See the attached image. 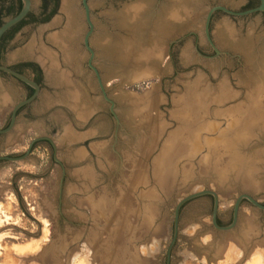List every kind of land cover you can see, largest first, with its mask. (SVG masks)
Here are the masks:
<instances>
[{"label": "rangeland", "instance_id": "374dc122", "mask_svg": "<svg viewBox=\"0 0 264 264\" xmlns=\"http://www.w3.org/2000/svg\"><path fill=\"white\" fill-rule=\"evenodd\" d=\"M66 1L73 15L70 26L61 9L57 10L48 23L23 28L0 57L3 66L34 62L40 67L42 55H49L50 61L40 62L52 69L53 79L64 74L73 87L63 92L45 80L36 101L19 114L12 131L0 135L1 157H20L33 139L48 137L58 161L54 162L52 148L39 142L23 162H0V264H56L55 260L60 264H165L174 208L182 198L204 190L214 192L219 200V226L230 224L240 194L264 205V126L254 127L244 144L235 145L234 157L226 148L229 139L241 131L240 123L231 127L234 119L228 111L248 104L252 107L257 97V113L264 116L261 15L232 18L215 14L210 35L221 54L205 60L193 50L197 43L202 55H214L202 41L203 15L185 8L192 24L176 38L187 37L170 52L165 44H156V66L141 69L153 78L130 86L123 79L125 74H115L119 68L106 64L108 60L96 47L113 37L123 38L119 28L114 30V18L119 25L126 7L140 6L141 0H89L95 28L90 39L96 58L93 66L120 122L115 141L116 124L109 105L87 84L88 80L96 87L81 41L87 31L81 0ZM202 1L206 8L219 5L235 12L249 3ZM31 2L32 12L37 13L40 0ZM66 29H70L69 36ZM71 32L76 33L73 38ZM54 36L60 38V45L52 42ZM233 42L246 47H231ZM251 64L255 71L242 72V67ZM189 85L199 88L198 95L210 91L206 113L199 117L200 123H186L188 128L193 125L190 129L183 125L190 116L186 119L182 109L188 88H194ZM256 89L257 96L252 93ZM221 90L228 92L229 99L219 103L216 98ZM74 93L79 96L76 112H84L82 117L65 101ZM25 96L18 82L0 75V130L6 128L13 106ZM203 141L210 142L209 147L197 148ZM75 174L80 179L73 180ZM107 205L119 210L117 216L112 212L111 222ZM211 212L210 197L182 207L171 264H248L258 256L264 258V212L242 202L236 227L229 232L213 229Z\"/></svg>", "mask_w": 264, "mask_h": 264}, {"label": "water", "instance_id": "95a60500", "mask_svg": "<svg viewBox=\"0 0 264 264\" xmlns=\"http://www.w3.org/2000/svg\"><path fill=\"white\" fill-rule=\"evenodd\" d=\"M88 1L89 0H81V7L83 10L84 22L88 27V30L82 34L81 41H82V46L85 52L88 54V58L86 60V66L88 70L92 72L95 78L96 87L94 88V85H92V83L88 80H87V84L93 88V91L97 90L96 93L99 94L102 100L106 104L109 105L108 112L112 116L116 124V129L114 132V138L116 141L117 132L120 127V122H119L118 116L115 114V111H114L115 104L112 100L108 98L107 89L104 86V83L98 73V70L93 66V62L96 61V58H95L94 50L90 47V39L92 38L95 28L90 19V8L88 6ZM20 2H21V9L18 12V14L4 21V23L0 26V40L4 36L5 33H7L10 29H12L14 26L19 24L20 22H22L32 12L31 0H20ZM140 3H142V5L140 6L138 5L137 7L129 6V7H126V9L124 10V13H125V11L129 8L131 10H133L134 8H139L138 10L135 11V13L132 14L134 17V21L132 23H127L124 21V19H122V16L124 18L125 14L119 17L120 19L119 25L116 24V20L114 18V26H113L114 30L116 28H119L124 34L123 38L113 37L107 44L100 43L96 47V52L103 54V56L105 55V58L108 60L106 64L114 68L116 67L119 68V71L114 72L115 74L117 75H120V74L122 75V73L125 74L123 79L128 80V84L130 86L138 82H141L142 80L148 79L150 77L153 78V75L151 73H149L148 71H142L141 69L144 66H150V65L155 67L156 62L159 59L155 57L154 59L150 60V64H149L148 62L149 58L147 57L143 58L141 56L143 49L150 50V46L152 47V42L155 41L157 42L158 46L161 44H165L166 51L170 52L173 45L178 44L179 42L183 41L187 37V36H182V37L176 38V36H178L177 33H182L186 29V27L192 24V22H189L188 20L189 14L188 13L185 14L186 12L184 11V8H186L187 10L190 9L192 11L195 10L203 15L202 41L206 42V44L210 47L214 55L212 57L202 55L198 50L197 43L194 45L193 50L198 57L203 58L205 60H211L215 57H219L221 54L216 48V46L213 44L211 35H210V24L212 21V17L215 13L220 12L230 17H252L254 15L264 14V0H258L257 7L251 10L245 11V12H235L230 9H227L226 7L219 6V5L206 8L205 3L202 0H156L154 1V3H151V5H150V0H141ZM150 7H152L151 17H149ZM60 9H61V6H60ZM203 9L206 11L203 12L204 11ZM173 11H176V13L178 11L181 17L183 16L185 20L182 22H179L176 19H173L172 16L169 17L168 15L171 14ZM166 16L168 17L166 18ZM183 22L184 24H177V23H183ZM180 25H183V26H180ZM75 34L76 33L71 32V37L73 38ZM188 35L195 36L194 33H189ZM247 41H248V38H247ZM137 42L140 43L139 46H142V50H140L138 46H135V43ZM233 43L234 44L231 47H236V48L246 47V44H244L243 42L242 43L233 42ZM126 47H129L131 50H130V53L124 54L122 49ZM137 50L139 51V53H137ZM147 50H143V51H147ZM246 55L248 56V54ZM256 56L258 55L256 54ZM239 58L241 57L238 56V60ZM184 61H186V59ZM251 69L255 71V64L253 65L251 64L250 66L246 65L245 67H242V72H244L245 70H251ZM254 71H253V74H255ZM46 72L47 71L44 69L45 79L48 82H50ZM158 72H160V74L162 73V71H158ZM0 73L6 74L12 77L13 79L18 81L22 85L33 90V94L31 97L13 106L12 111H11V119H10L9 126L3 130H0V135H5L12 131L15 125V122H16V114L19 111V109H21L24 106L30 105L37 99L40 93V87L35 82L28 79L26 76L19 74L6 66H0ZM57 79L59 80L57 81ZM62 79H67V76L62 74L60 75V77L58 76V78H55V80L53 79L54 80L53 86L59 88V90H63V92H66L67 90L73 88L70 82L66 83L65 80H64L65 83L63 82V84L60 83L61 85H58V83L61 82ZM246 79H247L246 81L249 82L247 77ZM189 86L191 87L192 85H189ZM255 95H257V93ZM65 98H64L65 101H67V96ZM95 101L97 103L98 99ZM42 141L48 142L50 144L54 152V157H53L54 162L58 163L57 159L55 158L56 147L54 146L53 142L48 137H39V138L33 139L29 143L26 152L20 157H1L0 156V162H8V163L23 162L30 155L33 145L35 143H39ZM77 176L78 175L76 174L73 175L72 179L76 181L74 177H77ZM202 197H210L212 199V212H211V217H210V223L213 229L219 232H229L236 227L237 220H238V212H239V208L242 202H247L253 208L261 212H264V205L258 203L250 195L240 194L236 198L234 205H233L231 223L228 226H219L217 223V211H218V206H219V200H218L217 195L214 192L209 191V190H204L201 192L190 194L182 198L176 204L174 208L173 233H172L171 241L167 248L165 264H171V252H172V249L178 237L179 217H180V211L182 207L186 205L187 203L193 200H196L198 198H202Z\"/></svg>", "mask_w": 264, "mask_h": 264}, {"label": "bare ground", "instance_id": "6f19581e", "mask_svg": "<svg viewBox=\"0 0 264 264\" xmlns=\"http://www.w3.org/2000/svg\"><path fill=\"white\" fill-rule=\"evenodd\" d=\"M139 8H134L133 10H131L130 8L129 9H127L126 11H125V17L123 18V16H122V19H124V21L125 22H127V23H132L133 21H134V17H133V13H135V11L136 10H138ZM62 13H64L65 14V17H67V25L68 26H70V24H71V21L73 22V15H72V12H71V9H70V6H69V4H68V2L66 1V0H64L63 2H62V8H61V10H60ZM184 11L186 12V9L184 8ZM174 13V14H173ZM185 14H187V13H185ZM169 17H171L172 16V18L173 19H176L177 21H179V22H182V21H184L185 19H184V17L182 16L181 17V15L178 13V11H177V13H176V11H173L171 14H169L168 15ZM168 16H166V18L168 17ZM121 24V23H120ZM181 24H184V22L183 23H181ZM69 30L70 29H66L65 31H66V34H67V36H69ZM64 34V33H63ZM52 42L55 44V45H60L61 43H60V38L59 37H57V36H54V37H52ZM63 42V41H62ZM134 44V43H133ZM139 42H137V43H135V46H138L139 48H140V50H142V46H139ZM157 44V42H155V41H153L152 42V47H150V51L149 50H147V49H143V50H147V51H143L142 50V53H141V56L143 57V58H149V64H150V60L151 59H154L156 56H154V54H155V45ZM138 47H136V48H138ZM130 48L129 47H126V48H124V49H122V51H123V53L124 54H126V53H130ZM137 53H139V51L137 50ZM152 54V55H151ZM50 61L51 60V58H50V56L49 55H45V56H43L42 55V58L40 59V61ZM49 70V71H48ZM48 70H47V76H48V79L50 80V81H52V82H54V80H53V75L51 74V71H52V69L51 68H48ZM60 79V78H59ZM59 79H57V81L59 80ZM66 81V79H62L61 80V82H59L58 83V85H61V84H63V82L65 83V81ZM262 82H264V81H262ZM61 83V84H60ZM66 83H67V81H66ZM69 83V82H68ZM192 87H194V86H192ZM189 89V91H188V93L185 95V99L183 100V105H182V109L183 110H185V111H183V113L186 115L185 117H186V119L187 118H189V116H190V119L188 120H185L183 123V125H185V126H187L186 128H188V124H186V123H188L189 121L190 122H192V124L193 123H196V124H198V123H200V116L202 115V113L203 114H205L206 113V110H207V105H208V103H209V96H210V91L209 90H203L199 95L198 94H196L195 92L199 89L198 87H194V88H188ZM258 89H259V87H258ZM258 89H256L255 91H253L252 93L253 94H256L257 93V95H258ZM264 91V89L263 88H261L260 89V92H263ZM72 92V91H71ZM74 92V91H73ZM228 92H224V91H220V93H219V96L216 98V100L219 102V103H222L223 101H226V100H228L229 99V97H227L228 95H226ZM67 94V93H66ZM73 94V93H72ZM74 94H76V93H74ZM70 95V94H69ZM257 95H255V96H257ZM68 96V95H67ZM252 98V97H251ZM256 99H257V97H255ZM254 98V99H255ZM253 99V98H252ZM253 99V101H252V103L253 104H255V105H252V107L248 104V106L247 105H244L243 107L241 106V108L239 109V108H237V110L236 111H233V110H231L232 112H229L228 111V113H226V114H228V116L230 117L231 116V118H233L234 119V123L233 124H231V127L232 128H234V125H236V124H239V128L241 129V131H240V133L239 134H237L236 136H232L231 137V139H229V141H228V143H227V146H226V148H227V154L232 158V156L233 155H235V154H237L236 152L232 155V150L234 149V147H235V145L238 147V146H241L242 144H244L245 143V140H246V138H248V137H246L247 135L246 134H249L250 133V131L251 130H253V128L254 127H260V125L261 126H264V116H263V113H260L259 112V114H257V112H258V109L259 108H257L258 107V105L259 104H256V103H254V100ZM77 100H79V96L76 94V95H70V96H68L67 97V102H69V105H70V109H72V110H74V112H76L77 110H78V106H75V105H77V104H75L76 102H77ZM142 102V104H144V100H142L141 101ZM141 102H138V103H141ZM256 102V101H255ZM259 102V101H258ZM75 105H74V104ZM134 105H135V103H134ZM144 106H145V104H144ZM150 106V104L148 105V107ZM254 112H253V111ZM241 111H242V113L243 114H241ZM262 112V111H261ZM84 113V112H83ZM83 113L80 111L79 112V114L76 112V116L77 117H82V115H83ZM238 113L241 115V116H239L238 115ZM79 115V116H78ZM194 117V118H193ZM185 119V118H184ZM233 122V121H232ZM192 126V127H191ZM189 125V127L190 128H193V125ZM238 126V125H237ZM190 128H188V129H190ZM195 128V127H194ZM229 128H230V126H229ZM188 129L187 130H185V131H187V132H189L188 131ZM194 132H195V129H194ZM199 132V131H198ZM198 135H200V133L198 134ZM198 135H196L197 136V138H198ZM194 136H195V134H194ZM233 137H235V138H233ZM184 138H185V136H184ZM192 138V137H191ZM248 140V139H247ZM193 142V141H192ZM204 142V143H203ZM202 143H199V144H197L198 145V147L197 148H202V144H204V145H207L208 147H209V143L210 142H205V141H203ZM239 142L241 143V144H239ZM193 145V144H192ZM242 148H245V147H243L242 146ZM240 150H242L241 149V147H240ZM234 157V156H233ZM79 158V157H78ZM244 169V168H243ZM243 169H242V171H243ZM245 171V170H244ZM242 173V172H241ZM247 173V172H246ZM79 176V175H78ZM246 176H248V175H246ZM245 176V177H246ZM250 176V175H249ZM82 177L83 178H85L87 181H91V178L90 177H88L86 174H84V175H82ZM244 177V176H243ZM80 179V177H74V179ZM247 178V177H246ZM250 180V179H249ZM84 187V186H83ZM86 188V187H85ZM113 204V203H112ZM105 206V205H104ZM107 208H106V210H107V213H109L110 215H109V221L111 222L112 221V219H114V215H112V212H113V214H115V216H117V214H118V212H119V210H118V212H116V210H117V208L115 207V206H111V205H107L106 206ZM104 210H105V208H103ZM241 235H243V234H241ZM234 240H236V238H234ZM247 240H249V239H247ZM239 242V241H238ZM235 243V242H234ZM237 243V242H236ZM239 244V243H238ZM240 245V244H239ZM235 247V246H234ZM232 249V248H231ZM234 249V248H233ZM36 250V248L35 249H33V251H35ZM237 250V249H236ZM242 250V249H241ZM27 251H29V250H27ZM32 251V250H31ZM229 251H230V249H229ZM233 251H235V250H233ZM232 251V252H233ZM240 252V251H239ZM239 252H237V254L239 253ZM234 256H236V255H234ZM241 257V256H240ZM256 256L254 255V258H255ZM73 259H75V254L73 255V257H72ZM72 258H71V260H72ZM258 258L259 259H252V257H251V261L248 263V264H261V262H264V258L263 259H261L259 256H258ZM227 259V258H226ZM263 260V261H262ZM71 262V264L73 263V261H70ZM53 263H56V264H60L59 262H56V260H55V262H53ZM70 264V263H69Z\"/></svg>", "mask_w": 264, "mask_h": 264}, {"label": "trees", "instance_id": "16d2710c", "mask_svg": "<svg viewBox=\"0 0 264 264\" xmlns=\"http://www.w3.org/2000/svg\"><path fill=\"white\" fill-rule=\"evenodd\" d=\"M59 0H40V7L37 13L31 12L21 23L18 24L13 30H9L7 33L12 32L10 35H4L0 41V51H3L6 47V42L10 41L14 34H16L19 28L29 25H42L48 23L57 13ZM258 6V0H249V3L245 6V10H249ZM21 9V2L17 0L15 6L12 0H0V26L4 21L14 17ZM6 41V42H5ZM22 70L31 69L34 73L39 74V69L32 63H24L19 66ZM219 225V223H218Z\"/></svg>", "mask_w": 264, "mask_h": 264}, {"label": "flooded vegetation", "instance_id": "af4514ba", "mask_svg": "<svg viewBox=\"0 0 264 264\" xmlns=\"http://www.w3.org/2000/svg\"><path fill=\"white\" fill-rule=\"evenodd\" d=\"M13 1V3H14V5L16 6L17 5V0H12ZM253 9V8H252ZM57 10H60V0L58 1V8H57ZM249 10H251V9H249ZM245 11H248V10H245V7L244 8H242L240 11H236V12H245ZM220 12H218V14H219ZM215 14H217V13H215ZM214 14V15H215ZM222 14V13H221ZM213 15V16H214ZM230 17V16H229ZM90 18H91V11H90ZM232 18H246V17H232ZM261 18L264 20V14H261ZM212 19H213V17H212ZM21 23V22H20ZM30 26H35V24H29ZM42 25H44V24H42ZM18 26V24L16 25V26H14L13 28H16ZM26 26H28V25H25V26H23V27H21V28H19L18 30V32L16 33V34H14V36H13V38L10 40V41H8V42H6V47H5V49L3 50V51H0V57H1V55L5 52V50H6V48L9 46V44L14 40V38H15V36L23 29V28H25ZM13 28H12V30H13ZM11 30V29H10ZM87 30H88V27H87ZM12 32H10V33H5L6 35H10ZM4 34V35H5ZM2 39V38H1ZM1 41V40H0ZM173 46H175V45H173ZM172 46V47H173ZM24 63H32V64H34L38 69H39V74H36V73H34V71H32L31 69H25V70H22L21 71V68L19 67L21 64H24ZM0 66H3L2 65V63L0 62ZM6 67H8V68H10V69H12L13 71H15V72H17V73H19V74H22V75H24V76H26L28 79H30V80H32L33 82H35L39 87H40V92H41V90L43 89V87L45 86V78H44V73H43V71H42V69L36 64V63H34V62H19L18 64H16V65H14V66H6ZM27 74H30L29 75V77L27 76ZM0 75H5V76H8V75H6V74H3V73H0ZM8 77H10V76H8ZM11 79H13L12 77H10ZM13 80H15V79H13ZM16 81V80H15ZM16 82H18V81H16ZM19 83V82H18ZM23 88H24V90H25V92H26V96H25V98H24V100H26V99H28L29 97H31L32 96V94H33V90L32 89H30V88H28V87H26V86H24V85H22L21 83H19ZM40 94V93H39ZM23 101V100H22ZM36 101V100H35ZM34 101V102H35ZM33 102V103H34ZM33 103H31L30 105H27V106H24V107H22L21 109H19V111L17 112V114H16V119H17V117L19 116V114L21 113V112H23L24 110H26V109H28V107H30ZM10 119H11V113H10V115H9V121H8V124H7V126H6V128L9 126V124H10ZM42 143H46V144H48L49 146H50V144L48 143V142H45V141H42ZM37 143H35L34 145H33V147L36 145ZM51 147V146H50ZM52 148V147H51ZM33 149V148H32ZM53 150V149H52ZM217 223H219L218 221H217ZM231 223V222H230Z\"/></svg>", "mask_w": 264, "mask_h": 264}, {"label": "crops", "instance_id": "0c3cea01", "mask_svg": "<svg viewBox=\"0 0 264 264\" xmlns=\"http://www.w3.org/2000/svg\"><path fill=\"white\" fill-rule=\"evenodd\" d=\"M42 63V64H41ZM39 65H40V68L42 69L43 73H44V69L47 71L48 69L45 68V64L43 62H40L39 61ZM60 77V76H59ZM44 78H45V74H44ZM58 78V77H56ZM46 80V79H45ZM67 80V79H66ZM47 81V80H46Z\"/></svg>", "mask_w": 264, "mask_h": 264}]
</instances>
